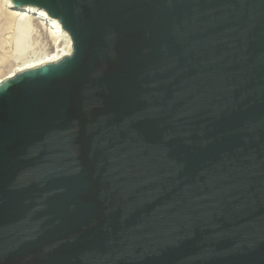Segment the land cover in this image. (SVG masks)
<instances>
[{
	"label": "water",
	"instance_id": "obj_1",
	"mask_svg": "<svg viewBox=\"0 0 264 264\" xmlns=\"http://www.w3.org/2000/svg\"><path fill=\"white\" fill-rule=\"evenodd\" d=\"M71 54L0 82V264H264V0H12Z\"/></svg>",
	"mask_w": 264,
	"mask_h": 264
},
{
	"label": "bare ground",
	"instance_id": "obj_2",
	"mask_svg": "<svg viewBox=\"0 0 264 264\" xmlns=\"http://www.w3.org/2000/svg\"><path fill=\"white\" fill-rule=\"evenodd\" d=\"M0 17L4 20V24L13 30V42L17 48L24 44L28 34L35 31L41 32L50 42V50L47 53L40 58L36 57L37 59L26 60L13 66L14 68L0 75V82L27 68L71 54L73 50V42L69 33L63 29L57 18L50 16L42 8L31 5L18 7L12 0H0Z\"/></svg>",
	"mask_w": 264,
	"mask_h": 264
},
{
	"label": "rangeland",
	"instance_id": "obj_3",
	"mask_svg": "<svg viewBox=\"0 0 264 264\" xmlns=\"http://www.w3.org/2000/svg\"><path fill=\"white\" fill-rule=\"evenodd\" d=\"M9 29V26L4 24V20L0 17V75L5 74L23 61L40 58L50 50L49 39L39 31L28 34L24 44L20 45L22 49L21 47L17 48L13 42L14 32ZM11 36L12 39H10Z\"/></svg>",
	"mask_w": 264,
	"mask_h": 264
}]
</instances>
